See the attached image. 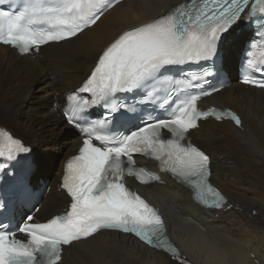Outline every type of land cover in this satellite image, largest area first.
<instances>
[{
    "label": "bare ground",
    "instance_id": "1",
    "mask_svg": "<svg viewBox=\"0 0 264 264\" xmlns=\"http://www.w3.org/2000/svg\"><path fill=\"white\" fill-rule=\"evenodd\" d=\"M187 1L122 0L92 27L71 39L48 43L37 53L22 54L0 45V128L7 126L36 141L40 159L31 155L29 175L38 173L37 161L47 163L46 154H61V163L48 173L50 182L33 221L62 214L69 203L59 176L63 160L74 154L81 139L75 132L66 137L70 127L61 113L65 95L78 88L119 34ZM242 13L221 43L223 67L231 81L200 102L202 109L232 110L241 124L207 118L186 137L210 156L206 183L225 202L220 208L201 207L194 198L198 189L191 190L162 172L155 161L138 156L136 162L154 172L157 181L142 184L129 177L127 184L160 215L164 225L160 235L167 237L176 253L149 246L132 233L104 229L61 247L59 264H264V90L237 81L238 50L251 34L243 27L247 10ZM230 48L237 54L234 65ZM61 134L68 140L61 142Z\"/></svg>",
    "mask_w": 264,
    "mask_h": 264
},
{
    "label": "snow or ice",
    "instance_id": "2",
    "mask_svg": "<svg viewBox=\"0 0 264 264\" xmlns=\"http://www.w3.org/2000/svg\"><path fill=\"white\" fill-rule=\"evenodd\" d=\"M4 3L5 0H0V5ZM248 4L249 0H206L197 8L192 0L191 7L178 5L165 16L122 32L103 50L81 90L93 95L92 104L106 103L116 93L132 92L149 80L155 81L167 66L207 60L215 55L221 37L240 20ZM258 5H264V0H256L252 12ZM108 6L106 0H24L15 13L0 10V43L24 54L49 42L71 39L95 24ZM260 10L264 11V6ZM248 65L253 67V61L249 60ZM243 83L264 88V81L247 76ZM152 94L147 93L149 97ZM203 95L210 93L187 96L169 119L145 123L119 138L98 135L95 139L101 146H96L91 137L96 126L84 128L87 138L79 153L67 161L63 176L70 207L64 215L46 223L20 226L18 231L26 234V242L0 227V264H59L62 245L104 229L132 233L152 244L164 225L157 211L125 185V175L147 182L143 174L148 173L134 169V154L170 165L165 170L198 189V199L206 202V193L212 192L206 183L209 157L191 143L181 141L190 129L198 126L199 119L209 115L217 120L231 119L237 126L241 121L229 110L199 111L196 102ZM163 106H169V101L165 100ZM86 107L85 101L81 108ZM161 130H167L171 138L163 139ZM12 143L17 151H28L19 141ZM191 177L199 179L193 183ZM212 198L216 201L212 206L220 207L223 197L213 193ZM168 250L176 253L174 248Z\"/></svg>",
    "mask_w": 264,
    "mask_h": 264
},
{
    "label": "rangeland",
    "instance_id": "3",
    "mask_svg": "<svg viewBox=\"0 0 264 264\" xmlns=\"http://www.w3.org/2000/svg\"><path fill=\"white\" fill-rule=\"evenodd\" d=\"M230 40H231V38L229 39V41H228V43L230 42ZM225 40H223V42H224ZM225 46H226V48H227V43L225 42ZM240 48H241V46L239 47V50H238V52L240 51ZM229 54V53H228ZM234 55V56H233ZM227 58H228V56H227ZM226 58V59H227ZM229 60V59H228ZM230 60H231V62L233 63V65H234V63L236 62V60H237V54H233V49H231L230 48ZM235 61V62H234ZM236 64V63H235ZM237 78V77H236ZM233 81V80H232ZM73 90V89H72ZM71 91V90H70ZM69 91V92H70ZM36 94H38V92H36ZM2 128H5V129H7V132H9L11 129L9 128V127H2ZM10 129V130H9ZM14 130H11V132H13ZM17 133V134H15V133ZM13 133H11V135L13 136V137H17V138H19V139H21V140H24V141H22V143L23 144H26V145H29V146H31L32 148H34L35 150H34V152L32 153V155H33V158L34 157H37L36 156V154H39V152H40V148L37 146H34L33 145V143L34 142H36L35 140H31L32 142H30V141H28L29 140V135L28 136H22L19 132H16V131H14ZM10 133V132H9ZM19 136V137H18ZM73 136V134L70 136V138ZM22 138H24V139H22ZM69 138V139H70ZM59 140L62 142L63 140H68V139H64V137H63V135L61 134L60 136H59ZM203 150V149H202ZM205 152V151H204ZM35 153V154H34ZM205 153H207V152H205ZM208 154V153H207ZM47 156H48V158L47 159H44L43 158V160L46 162L47 161V163H49V164H42V163H40L39 164V161H37V164L39 165V167H38V170H37V174L36 175H34V173H32L31 174V177H30V182H36L35 181V179L36 178H42L43 180H48V184H49V182H50V178H49V175H48V173H51L53 170H54V168L55 167H58V165L61 163V154L60 153H55V154H46ZM40 159V157H37V160H39ZM42 159V158H41ZM51 163V164H50ZM43 167V168H42ZM48 170V172H46ZM51 170V172H49ZM42 172L44 173V174H46L44 177L45 178H43L42 176H40V174H42ZM48 186V185H47ZM33 220H35V219H33Z\"/></svg>",
    "mask_w": 264,
    "mask_h": 264
},
{
    "label": "water",
    "instance_id": "4",
    "mask_svg": "<svg viewBox=\"0 0 264 264\" xmlns=\"http://www.w3.org/2000/svg\"><path fill=\"white\" fill-rule=\"evenodd\" d=\"M241 16H242V15H241ZM248 26H249V20L247 19V16H246V18H245V20H244V26H243V27H248ZM222 37L224 38V34H223ZM73 132H74V130L70 128V131L67 133L66 137L69 138ZM21 146H22L23 148L28 149L29 151H34V148H32V147L29 146V145H26V144H23V143H22Z\"/></svg>",
    "mask_w": 264,
    "mask_h": 264
}]
</instances>
